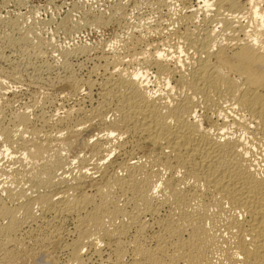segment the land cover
<instances>
[{"label":"bare ground","instance_id":"bare-ground-1","mask_svg":"<svg viewBox=\"0 0 264 264\" xmlns=\"http://www.w3.org/2000/svg\"><path fill=\"white\" fill-rule=\"evenodd\" d=\"M201 6L200 18L199 8L168 6L170 27L163 29L139 21L138 35L105 54L98 82L68 77L64 97L96 84L90 114L70 105L52 116L50 129L30 126L27 111L7 124L0 119V152L15 150L26 165L1 170L0 260L37 264L12 247L49 214L74 219V235L63 246L66 264H91L82 255L86 245L102 261L95 264H264V0H202ZM149 71L160 83L155 90ZM72 112L80 116L74 122ZM87 116L101 127L91 143L80 137ZM124 137L149 151L118 162L92 193L71 194L104 174ZM87 146L89 153L76 157L84 171L56 172L67 162L61 151ZM106 243L110 250L101 256Z\"/></svg>","mask_w":264,"mask_h":264},{"label":"rangeland","instance_id":"rangeland-1","mask_svg":"<svg viewBox=\"0 0 264 264\" xmlns=\"http://www.w3.org/2000/svg\"><path fill=\"white\" fill-rule=\"evenodd\" d=\"M167 1L166 4L170 6L171 10L178 9L184 5L186 12L192 8L198 11L199 8L200 10L196 11V15L198 18L202 15V0ZM166 4L162 5L157 0H0V119L3 120L1 121L7 124V121L9 123L10 118L17 111H27L26 114L29 116L30 126L32 125L33 127L34 125L35 127L50 129L52 116L55 118L58 115H63L70 105L77 104L75 107H81V110L87 109L84 114H90L98 101L96 84L89 91L82 87L79 91L80 94L78 93L74 95L75 97L68 98L64 97V94L69 89L66 79L72 76L80 81L88 80L89 78L91 81L93 79L94 82H98L106 64L103 59L105 54L110 52L112 48L119 47V43L123 42L122 39L126 40L131 34H135L134 36L137 33L139 34V27L140 29L142 27L140 23L146 21V23L148 22L147 26L153 29L159 23L158 26H162L161 29L169 26L166 24V18L170 8ZM182 10L185 9L183 8ZM134 25L137 26L134 27ZM25 34L26 36L22 40L20 35ZM3 38H9V41ZM17 38L18 40H16ZM173 41L174 39L171 40V42ZM145 77L149 80V87H153L154 90L160 87V83L157 84L154 81L152 72L149 71ZM90 109L91 111H89ZM104 114H106V117ZM103 116L108 118L110 116L109 112L103 113ZM79 117L77 113L72 112L73 122ZM95 117L87 116L81 124L80 137L90 143L96 139L95 136H97L101 128L97 122V117ZM48 118H50L49 123L47 121ZM134 144L135 142L130 139L127 140V138L121 140L122 147L116 148L111 152L112 154L108 155L104 174H101L102 172L93 174V181L86 180L80 188L74 189L75 191L71 189L69 192L71 194L73 192L74 195L92 193V190L94 191L95 189V184L99 183L109 172L115 170L118 162L127 158L136 160V158L143 157L149 151L147 144H135L136 146ZM5 152H0L2 154H0V173L3 174L0 175V180L2 178L3 181L5 173L1 170L6 171L5 169L9 170L13 167L21 168L25 164L23 161H16L18 152L15 150L10 149ZM61 153L65 156L67 162L63 168L56 170L57 173L60 174L62 172L65 177H71L84 171V168L79 165V159H76V157L88 154V146L87 148L72 147L67 151H61ZM15 163H18V165ZM21 164L23 165L21 166ZM2 167L4 169H1ZM25 180V178L24 181L21 180L20 185L28 182ZM1 182L0 184L4 183L5 185V182ZM61 185L59 186L60 188L54 189L53 193L51 192L52 198H56L55 200H57L58 194V197H60L61 190L65 189V186ZM58 189L60 192L55 194ZM1 193L3 196L4 193ZM46 216V222L40 224L41 220H39L40 222L37 221L35 226L33 224L28 231L26 230L27 232L20 233L19 244L17 243L18 245L15 244L12 247L14 248L12 252H16L18 255L23 254V252L29 253L35 257L37 264H66L68 250H66V247L63 249V246H65L64 241H69L74 235V227L72 228L74 219L67 217L56 221V219L52 220L49 214ZM37 231L41 235L35 233ZM33 236H37V238ZM107 246V243L101 246V256L105 254L107 256L106 250L107 252L110 250L109 246ZM89 247V245H86L81 248L82 255L89 257L91 264L98 263L101 259ZM0 255H2L1 252ZM45 259L49 262H45ZM0 263L6 264L2 260H0Z\"/></svg>","mask_w":264,"mask_h":264}]
</instances>
